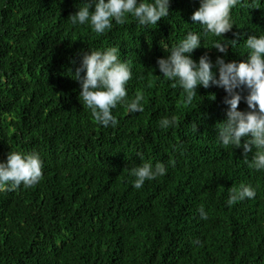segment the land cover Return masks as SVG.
Here are the masks:
<instances>
[{"label": "trees", "instance_id": "1", "mask_svg": "<svg viewBox=\"0 0 264 264\" xmlns=\"http://www.w3.org/2000/svg\"><path fill=\"white\" fill-rule=\"evenodd\" d=\"M83 2L0 0V162L11 150L43 160L35 186L0 190V264H264V170L250 166L255 148L245 158L218 140L227 93L201 87L188 104L178 85L158 76L163 47L189 32L202 34L193 59L223 55L213 48L223 38L191 20L199 0H172L155 26L129 15L103 35L71 23ZM232 19L226 38H240L226 60L239 62L248 36L264 34V0H242ZM110 47L130 63L128 99L142 95L144 111L118 104L117 126L104 127L71 72L82 50ZM143 162L167 172L135 189L130 169ZM242 184L255 198L229 206Z\"/></svg>", "mask_w": 264, "mask_h": 264}, {"label": "clouds", "instance_id": "2", "mask_svg": "<svg viewBox=\"0 0 264 264\" xmlns=\"http://www.w3.org/2000/svg\"><path fill=\"white\" fill-rule=\"evenodd\" d=\"M172 0H87L77 11L69 16L73 25L89 24L98 35H103L113 27V22L123 25L132 16L144 27L158 25L162 18L170 14ZM242 0H199V7L191 16L195 24L204 28L205 34L214 35L217 41L214 49L222 56L213 61L205 53L198 60L192 58L194 50L201 48V33L189 32L180 43L168 50L167 55L157 61L158 70L163 78L173 81L183 90L186 102L191 104L199 88L218 87L227 95L226 119L217 128L218 140L224 146L242 149V156L247 158L256 149L250 166L264 170V34L250 35L245 40L248 50L247 59L227 61L229 48L234 47L237 39H227L235 23L232 10ZM255 7L253 6V9ZM79 67L72 77L80 85L79 97L91 110L92 116L104 127H115L117 118L113 109L118 104H125L130 113L144 111V97L137 95L128 99L127 85L133 73L129 62L122 61L118 47L104 50H82ZM215 99V96H214ZM246 103V111H241V102ZM160 127L166 129L175 123V118H163ZM243 141V143H242ZM43 160L39 153H24L11 150L5 161L0 162V190L35 186L42 178ZM167 172L163 163L153 166L143 162L130 169L135 178L133 187L141 189L146 181L155 180ZM256 190L251 185H241L232 189L227 201L231 206L237 201L253 199ZM201 218L207 219L204 208L199 209Z\"/></svg>", "mask_w": 264, "mask_h": 264}]
</instances>
